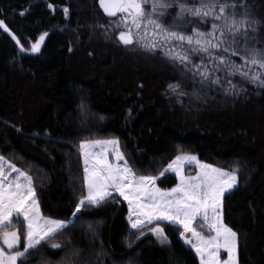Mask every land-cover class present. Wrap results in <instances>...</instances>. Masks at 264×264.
Masks as SVG:
<instances>
[{"label": "trees", "instance_id": "1", "mask_svg": "<svg viewBox=\"0 0 264 264\" xmlns=\"http://www.w3.org/2000/svg\"><path fill=\"white\" fill-rule=\"evenodd\" d=\"M80 1L97 20H107L97 4L90 9L88 0ZM246 2L264 13V0ZM68 5L0 0V19L24 47L49 34L39 53L23 52L0 28V154L33 177L44 216L72 221L55 240L42 242L29 257L32 264H200L179 227L164 226L168 246L151 234L137 239L117 194L72 216L87 190L79 142L112 138L137 175L159 176L181 152L221 168L238 164V186L224 196V222L239 235V264H264V92L229 101L225 119L193 122L165 93L167 81L176 79L167 70L141 78L137 67L116 73L111 53L84 50L78 57L67 31L78 14L67 19ZM176 183L173 174L158 180L163 189ZM14 227L22 233L25 222L15 219ZM56 242L62 248L50 247Z\"/></svg>", "mask_w": 264, "mask_h": 264}, {"label": "snow or ice", "instance_id": "2", "mask_svg": "<svg viewBox=\"0 0 264 264\" xmlns=\"http://www.w3.org/2000/svg\"><path fill=\"white\" fill-rule=\"evenodd\" d=\"M99 5L110 17L121 14L114 28L122 29L118 39L125 46L140 43L141 47L152 51L163 48L166 56L178 60L187 69L191 60L185 49L187 45L192 53H206L212 57L214 67L223 65L230 75L238 73L264 87V72L252 71L253 67L264 69V48L248 44L249 32H257L261 22L252 18L246 0H196L194 3L186 0H99ZM171 8L177 9L176 19L179 20L191 17L192 21L208 24L211 19L210 30L193 28L191 34H187L179 31L178 25L164 24L162 18ZM63 11L68 13L67 8ZM0 28L11 34L23 52L39 53L49 35L43 33L30 49H26L3 19H0ZM240 41H243V51L237 48ZM213 49L240 56L243 63L237 65L226 55L214 56ZM217 60L219 64L215 63ZM202 65L203 59L199 65L192 64L189 70L199 72L203 80H207L211 71L204 67L201 72ZM213 82L219 84L220 78L216 77ZM229 85L235 91L236 86L231 82ZM180 87L179 83L168 85L173 93L186 95L178 91ZM96 146L100 147L99 151L94 150ZM78 147L83 156L87 195L79 197L73 217L86 204L99 206L113 193H118L128 202V219L131 228L139 232L137 239L145 235L143 229L148 227L159 243H170L161 224L167 221L182 229L179 236L195 250L200 264H239V235L224 222L223 213L225 193L239 182L238 164L231 169L221 168L199 160L196 155L181 152L159 172V176H164L171 171L179 182L174 187L162 189L156 183L157 175H137L125 158L119 139H85ZM110 154H114L115 162L109 159ZM192 164L199 171L195 175H186V165ZM7 166L10 171L5 170V157L0 155V264H32L29 257L42 246V242L47 244L55 240L72 221L42 216L33 177L10 161ZM14 217L23 218V234L19 229L8 230ZM197 218L203 219L207 231L212 234L197 230L194 226ZM50 247L60 249L62 245L56 242ZM222 251L227 253L226 258H221Z\"/></svg>", "mask_w": 264, "mask_h": 264}, {"label": "rangeland", "instance_id": "3", "mask_svg": "<svg viewBox=\"0 0 264 264\" xmlns=\"http://www.w3.org/2000/svg\"><path fill=\"white\" fill-rule=\"evenodd\" d=\"M69 1H70V6L68 5L65 7L68 9V13L66 14L67 19L69 20L71 19V14L73 12L78 14L75 22L76 26H71L67 28V31L71 33V38L73 41L72 50H75L78 57L83 55L84 50H88L87 53L89 55L90 52H92L93 54H95V56H99L102 53H109V54L111 53L114 55L113 56L114 68H115L114 70L116 73H119L120 71L123 70V68L125 69L129 66L134 68L137 67L139 69V73H140L139 75H141V78H145L146 76L161 75L162 69L167 70V72L170 75H174L176 79L167 81L168 83L165 93H167L169 97H172L175 100L182 114L187 119L193 122L200 121V119L203 116L206 117L213 116L216 118L224 117L225 119V116H227L226 115L227 112L222 110L228 109L229 101L231 103L232 101L241 97L243 94L247 93L248 91L249 93H253L254 91H256L257 92L256 94L258 95L264 92V87L252 83L249 79L240 76L238 73L235 75H230L223 65H221L219 68L214 67L213 66L214 61L212 57H209L208 54L206 53H192L190 51V46L187 45H185V49L189 51V54L191 56V60L188 63L187 69L185 68V65L181 64L178 60H172L168 56H166L163 48H157L154 51H152L144 47H141L140 43H134L132 45L125 46L118 39L119 31L122 29L114 28V25L118 23L120 16L113 20L111 19H107L106 21L97 20V16L93 14L92 11L87 10L84 5L82 6L80 0H69ZM88 2H89L88 4L90 5V9L92 7L91 4L94 3V5L95 4L98 5V0H88ZM186 2L194 3L196 2V0H186ZM237 11L239 12L240 9H237ZM248 11L253 19H257L261 22L260 25L258 26L257 32L255 33L249 32L250 39L248 41V44L249 46L256 45L258 47L264 48V13H260V12L255 13L249 8ZM176 12H177L176 8L168 9V14L162 18V22L166 25H178L179 26L178 30L183 31L187 34H191L193 28H199L201 31H205V32L210 30L211 19H209L208 24L201 23L198 20L192 21L191 17H188L184 20H179L176 19ZM8 34L11 36L10 33ZM251 37H255V39H251ZM32 43H29L27 48L26 47L24 48L30 49ZM242 45H243V41H240V43L237 44V48H239L241 51H243ZM177 48H179L178 44H177ZM212 52L214 56H220V55L230 56L231 60H233L237 65L243 63L242 57L240 56H234L231 55L230 53H225L220 49H213ZM201 59H203V65L201 66L200 71L202 72L204 70V67H207L211 71V75L208 77L207 80H203L199 72H195L194 70H189L191 69L192 64H197V65L201 64ZM215 63L219 64V61L217 60L215 61ZM137 68L135 71H137ZM252 71L264 72V69L253 67ZM216 77L220 78L219 84L213 82L216 79ZM229 82H231L232 85L236 86L235 91H233L230 88ZM176 83H179L181 86L178 91H182L186 93V95H178L177 93H173L172 90L168 88L169 84H176ZM252 103L254 104V102ZM246 107L247 106H242L241 108H246ZM256 108L257 107H255L254 105V109L259 114ZM256 112L255 114H257ZM94 150L99 151L100 147L96 146ZM109 159L115 162L114 154H110ZM8 161L10 160L5 157L6 171H10V169H8L7 166ZM198 171L199 168L195 164L186 165L185 167L186 175H195ZM166 174H173L176 176L178 180V177L175 173L169 171ZM12 175L15 176L16 173H12ZM158 177L159 178L156 181L157 185H158V180L163 176H158ZM158 187L160 186L158 185ZM235 188H233L231 191H233ZM230 192H226L225 195ZM113 194H117L119 196L118 193H113ZM86 195H87V190H86ZM121 198L123 199V197ZM124 201L128 206V202L126 200ZM39 209L42 216H44L41 211L40 202H39ZM15 219L20 221V223L23 222L22 217H14L13 222ZM161 224L163 227L165 225H172L175 227H179L178 225L170 224L167 221H162ZM194 226L197 228V230L203 231L206 235L212 234L207 231V227L202 218H197V220L194 222ZM15 229H19V227H14L13 229L9 227L8 230H15ZM134 231L138 232L137 230ZM143 231L145 235L151 234L158 241L157 237L153 233L149 232L148 227H145ZM23 232L24 230L22 231V234ZM23 242L24 241L22 235L21 243L23 244ZM161 245L168 246L169 243L161 244ZM186 245L191 248L190 245L188 244ZM192 250L195 253V250L194 249ZM196 256L198 257L197 254ZM226 256L227 253L225 251H222L221 258H226Z\"/></svg>", "mask_w": 264, "mask_h": 264}, {"label": "water", "instance_id": "4", "mask_svg": "<svg viewBox=\"0 0 264 264\" xmlns=\"http://www.w3.org/2000/svg\"><path fill=\"white\" fill-rule=\"evenodd\" d=\"M98 7H99V9L101 10L102 14L105 16V18H107V19H111V20H113V19H116L117 17L120 16V14H117V16H114V17H110V16L106 15V14L104 13L103 9H102V8L100 7V5H99V0H98ZM118 36H119V34H118Z\"/></svg>", "mask_w": 264, "mask_h": 264}, {"label": "crops", "instance_id": "5", "mask_svg": "<svg viewBox=\"0 0 264 264\" xmlns=\"http://www.w3.org/2000/svg\"><path fill=\"white\" fill-rule=\"evenodd\" d=\"M190 235V234H189Z\"/></svg>", "mask_w": 264, "mask_h": 264}]
</instances>
